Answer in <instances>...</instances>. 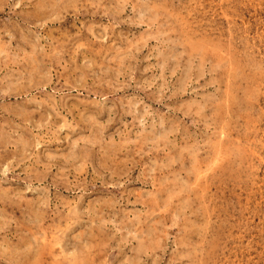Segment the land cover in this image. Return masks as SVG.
<instances>
[{
    "label": "rangeland",
    "instance_id": "rangeland-1",
    "mask_svg": "<svg viewBox=\"0 0 264 264\" xmlns=\"http://www.w3.org/2000/svg\"><path fill=\"white\" fill-rule=\"evenodd\" d=\"M0 264H264V0H0Z\"/></svg>",
    "mask_w": 264,
    "mask_h": 264
},
{
    "label": "bare ground",
    "instance_id": "bare-ground-1",
    "mask_svg": "<svg viewBox=\"0 0 264 264\" xmlns=\"http://www.w3.org/2000/svg\"><path fill=\"white\" fill-rule=\"evenodd\" d=\"M204 43H205V42H204ZM202 44H203V43H202ZM202 44H201V45H202ZM206 44H207V43H206ZM195 45L197 46V44H195ZM203 47H204V46H203Z\"/></svg>",
    "mask_w": 264,
    "mask_h": 264
}]
</instances>
